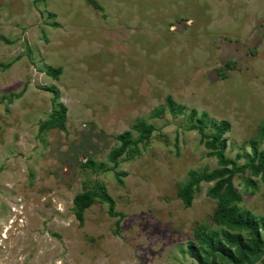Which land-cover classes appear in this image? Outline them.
Instances as JSON below:
<instances>
[{
    "label": "rangeland",
    "instance_id": "obj_1",
    "mask_svg": "<svg viewBox=\"0 0 264 264\" xmlns=\"http://www.w3.org/2000/svg\"><path fill=\"white\" fill-rule=\"evenodd\" d=\"M60 104L64 128L41 130ZM201 113L228 122L237 165L249 140L264 152V0H0V264H195V230H218L211 183L187 207L175 189L216 167L190 128ZM137 121L154 126L148 140L111 162ZM232 185L236 206L262 216V177L245 169ZM98 186L124 215L118 230L97 197L82 224L74 215L72 197Z\"/></svg>",
    "mask_w": 264,
    "mask_h": 264
},
{
    "label": "trees",
    "instance_id": "obj_2",
    "mask_svg": "<svg viewBox=\"0 0 264 264\" xmlns=\"http://www.w3.org/2000/svg\"><path fill=\"white\" fill-rule=\"evenodd\" d=\"M38 1V0H33ZM59 71L47 70L45 73L51 77ZM52 97L56 99V92L49 86ZM164 103L171 114H178L183 106L177 105L166 96ZM66 108L60 104L59 108H54L51 112L50 120L40 127L64 128ZM195 111L191 109L188 113L192 118ZM205 114H199L198 122L190 125L198 135V141L207 149V154L215 159L216 167L209 171H188V178L175 189V196L179 199L182 206L187 207L191 200V194L199 188V183L210 182V187L205 190V195L214 199L215 206L212 213V221L218 230H205L197 228L193 233L194 241L190 240L184 247V251L195 264H264V213L256 217L250 211L239 208L236 202L239 197L235 193L232 185V177L236 173H242L248 169L252 174L259 175L264 180V152L257 151L254 143L249 140L248 161L237 165L232 158L223 154L224 139L221 137L229 129L228 122L220 119L204 122ZM208 125L212 128L211 133H204L203 128ZM133 128L139 132V136L134 140L129 137L128 131L117 134L119 144L109 150L108 159L116 162L119 156L136 143L146 142L151 131L154 130L152 124L143 121L134 123ZM257 139L264 140V123L259 127L256 134ZM117 183L123 185L118 178ZM97 199L106 203L107 211L110 216L117 218L115 222L116 230L123 219V213L113 211V200L104 191L102 186L97 187V192L86 190L77 193L72 197V210L79 224L83 223V209ZM264 211V210H263Z\"/></svg>",
    "mask_w": 264,
    "mask_h": 264
}]
</instances>
